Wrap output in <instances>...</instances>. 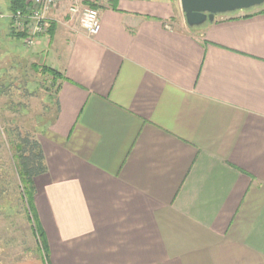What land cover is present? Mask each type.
<instances>
[{
    "label": "crops",
    "instance_id": "1",
    "mask_svg": "<svg viewBox=\"0 0 264 264\" xmlns=\"http://www.w3.org/2000/svg\"><path fill=\"white\" fill-rule=\"evenodd\" d=\"M72 5L98 10L95 36ZM255 8L189 27L179 0H60L35 43L57 73L38 71L54 114L34 135L46 257L14 264H264Z\"/></svg>",
    "mask_w": 264,
    "mask_h": 264
},
{
    "label": "rangeland",
    "instance_id": "2",
    "mask_svg": "<svg viewBox=\"0 0 264 264\" xmlns=\"http://www.w3.org/2000/svg\"><path fill=\"white\" fill-rule=\"evenodd\" d=\"M6 5V0H0L4 16L9 15ZM8 27L5 20L0 31V264H14L37 254L46 257L42 232L29 207L33 184L28 187L20 182L12 156L14 145L23 142L28 152L34 135L54 114L53 103L46 99L51 79L33 67L50 66L43 46L26 47L21 39L10 36Z\"/></svg>",
    "mask_w": 264,
    "mask_h": 264
},
{
    "label": "built area",
    "instance_id": "3",
    "mask_svg": "<svg viewBox=\"0 0 264 264\" xmlns=\"http://www.w3.org/2000/svg\"><path fill=\"white\" fill-rule=\"evenodd\" d=\"M26 10H17L13 14L3 15L0 13V31L1 22L5 19H11L15 32L23 34V44L26 47L34 46L39 36L46 33L51 22L48 14L54 10L60 0H22ZM71 15H76L77 22L81 30L89 37L95 36L100 30L99 12L92 7H79L72 5L68 9Z\"/></svg>",
    "mask_w": 264,
    "mask_h": 264
},
{
    "label": "trees",
    "instance_id": "4",
    "mask_svg": "<svg viewBox=\"0 0 264 264\" xmlns=\"http://www.w3.org/2000/svg\"><path fill=\"white\" fill-rule=\"evenodd\" d=\"M6 2H7L6 6H7L8 14H13L17 10L25 11L27 9L22 0H6ZM5 20L8 22V26H9L8 29L10 30V36L22 40L24 35L14 31L11 19L7 18ZM3 21L1 22V26L3 24ZM50 28L51 26L49 27V29ZM33 67L36 71H40L43 74L48 72L53 77L57 74L45 66L33 65ZM27 143L28 141L26 142V144ZM29 146H31V149L28 152L29 153L31 152L30 153L31 155L26 154L28 152L25 150L26 146L24 142L22 144L14 145L15 155L12 156V159L15 164V168H16L20 182L25 186L32 187V179L35 176L44 173L45 166H44L43 156H42V152L40 150L39 145L34 141V143L31 142ZM32 153L34 155H32ZM29 190L31 189L29 188ZM28 201H29V207L32 211L33 208H32L31 197L28 198ZM41 237L43 238L42 233H41ZM43 241H44V238H43ZM43 248H44V251L46 252V249H45L46 246L44 242H43Z\"/></svg>",
    "mask_w": 264,
    "mask_h": 264
},
{
    "label": "water",
    "instance_id": "5",
    "mask_svg": "<svg viewBox=\"0 0 264 264\" xmlns=\"http://www.w3.org/2000/svg\"><path fill=\"white\" fill-rule=\"evenodd\" d=\"M187 26L198 27L213 22L216 15L249 10L264 4V0H179Z\"/></svg>",
    "mask_w": 264,
    "mask_h": 264
}]
</instances>
